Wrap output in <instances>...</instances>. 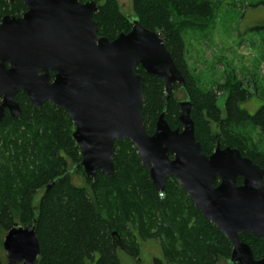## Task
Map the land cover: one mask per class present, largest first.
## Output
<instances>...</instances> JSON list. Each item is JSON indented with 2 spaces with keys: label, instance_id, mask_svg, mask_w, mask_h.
<instances>
[{
  "label": "trees",
  "instance_id": "1",
  "mask_svg": "<svg viewBox=\"0 0 264 264\" xmlns=\"http://www.w3.org/2000/svg\"><path fill=\"white\" fill-rule=\"evenodd\" d=\"M79 1L98 2L94 20L99 37L113 41L129 33L131 19L159 33L185 78L186 86L176 84L167 100L164 82L137 68L145 79L142 113L149 135L155 133L162 114L173 130L183 129L177 97L182 91L183 100L192 104L195 138L205 155H212L220 144L223 149L239 150L264 169V150L244 133L247 128L258 130L264 145V105L255 114L243 108L258 96L256 82L246 84L228 77L214 89L205 90L186 60L183 32L207 27L215 17L213 0H132L133 17L122 13L118 0ZM260 6L264 2L254 7ZM26 12L20 0H0V20L19 18ZM54 76L51 74L52 80ZM223 93L227 94L224 111L218 105ZM17 97L23 117L13 119L6 112L0 123V139L7 144L0 153V245L15 224L35 225L41 250L37 264H122L116 242H123L129 254L138 256V247L128 248L122 232L128 230L129 223L145 227L148 222L154 228L158 223L168 225L173 244L165 252L172 264H230V240L204 219L176 179L167 181L164 193L158 192L130 141L115 142L111 178L98 172L95 179H89L79 166L82 154L73 139L75 126L69 116L51 103L37 110L25 94ZM6 152L12 153L11 157ZM74 173L83 175L86 186L73 184ZM41 190L44 194L37 202ZM195 220V228L189 231ZM159 230L164 231L163 227ZM242 241L251 247L256 260L264 259L262 239L246 234ZM0 264L6 263L0 258ZM155 264L163 263L156 260Z\"/></svg>",
  "mask_w": 264,
  "mask_h": 264
},
{
  "label": "water",
  "instance_id": "2",
  "mask_svg": "<svg viewBox=\"0 0 264 264\" xmlns=\"http://www.w3.org/2000/svg\"><path fill=\"white\" fill-rule=\"evenodd\" d=\"M20 1L27 7L22 17L0 20V123L6 112L13 119L23 117L21 93L37 110L47 103L63 110L74 123L79 166L89 179L98 172L111 178L115 142L130 141L158 192L176 179L204 219L230 240V264H264L242 241L246 234L264 241V169L220 144L205 155L188 100L180 102L182 130H173L162 114L155 133L146 131L145 79L137 68L164 82L167 100L176 84L186 86L161 35L131 19L132 30L111 41L98 35V2ZM3 248L6 264H37L41 250L35 225L15 224Z\"/></svg>",
  "mask_w": 264,
  "mask_h": 264
},
{
  "label": "rangeland",
  "instance_id": "3",
  "mask_svg": "<svg viewBox=\"0 0 264 264\" xmlns=\"http://www.w3.org/2000/svg\"><path fill=\"white\" fill-rule=\"evenodd\" d=\"M213 2L215 17L207 27L203 30L187 29L183 32L187 63L190 70L201 79V86L205 90L214 89L228 77H234L246 84L251 80L255 81L259 89L258 96L243 105L244 109L255 114L264 105V6L256 8L254 6L263 3L264 0H213ZM118 3L125 16H134L132 0H118ZM177 97L182 101L183 92L179 91ZM226 99L227 94H220L218 105L222 111ZM244 133L251 135L252 143L257 145L259 150H264L258 130L247 128ZM1 134L2 132L0 137ZM6 146V140L0 139V153L6 150ZM11 154L6 152L5 155L11 157ZM69 167L71 168V165ZM72 182L76 186H86L85 178L79 173L73 174ZM43 194L44 190H41L37 202ZM195 224L196 220L191 222L188 230L195 228ZM161 227L164 230L162 232L159 230ZM127 228L126 232H122V238L128 248L138 247V256L129 254L130 251L124 245L127 252L117 249L122 264H155L156 260L163 264H172L165 252L170 251L173 244L168 225L158 223L154 228L148 222L145 223V227L129 223ZM3 241L0 245V258L6 263ZM121 244L123 245V242ZM174 264L185 263L176 261ZM221 264L227 262L222 261Z\"/></svg>",
  "mask_w": 264,
  "mask_h": 264
},
{
  "label": "flooded vegetation",
  "instance_id": "4",
  "mask_svg": "<svg viewBox=\"0 0 264 264\" xmlns=\"http://www.w3.org/2000/svg\"><path fill=\"white\" fill-rule=\"evenodd\" d=\"M117 249H121L123 251H126V249L123 247V245L120 243V242H116L115 244V251H116V254H117ZM127 252V251H126Z\"/></svg>",
  "mask_w": 264,
  "mask_h": 264
}]
</instances>
